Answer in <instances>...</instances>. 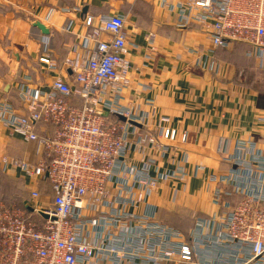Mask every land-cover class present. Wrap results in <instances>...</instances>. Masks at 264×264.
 Returning a JSON list of instances; mask_svg holds the SVG:
<instances>
[{"label":"built area","instance_id":"built-area-1","mask_svg":"<svg viewBox=\"0 0 264 264\" xmlns=\"http://www.w3.org/2000/svg\"><path fill=\"white\" fill-rule=\"evenodd\" d=\"M167 1L161 3L175 9L181 22L208 30L213 49L244 42L247 55L264 67V0ZM91 22V16L84 20ZM124 22L121 14L101 18L86 33L84 53L63 60L73 85L57 73L46 86L18 85L23 108L0 99L2 123L10 134L34 142L36 156L33 162L3 156V168H16L27 181L42 180L52 190L49 202L34 189L22 205L0 194V264H264V180L245 166L249 161L264 168V155L252 141L235 146L245 174L230 179L240 199L223 210L216 229L201 221L188 241L178 228L140 211L161 183L174 190L187 174L184 166L162 167L148 153L162 158L167 144L186 141L187 133L170 126L151 99L143 108L128 97ZM39 61L57 70L48 56ZM41 124L52 131L39 134ZM132 151L140 158L131 160Z\"/></svg>","mask_w":264,"mask_h":264},{"label":"crops","instance_id":"crops-1","mask_svg":"<svg viewBox=\"0 0 264 264\" xmlns=\"http://www.w3.org/2000/svg\"><path fill=\"white\" fill-rule=\"evenodd\" d=\"M114 14L124 16L129 37L128 97L143 108L146 99H151L159 114L170 118V126L187 133L186 141L177 138L167 144L169 151L162 158L148 153L162 167L184 166L187 174L175 182L174 190L169 183H161L140 211L178 228L187 239L201 221H212V231L223 210L240 199L230 179L245 174L235 160L238 141H252L264 155V105L258 104L264 70L256 58H247L248 50L239 41L213 49L208 30L193 21L184 24L176 10L161 0H0V99L23 108L18 85L46 86L57 73L73 85L63 60L82 55L87 31ZM90 16L91 25L86 26L84 20ZM34 22L45 26L48 33ZM88 47L92 49L94 42ZM43 56L50 57L57 70L48 71L39 61ZM74 99V104H80ZM36 128L39 134L52 131L44 124ZM34 152L35 143L10 134L0 118V194L8 202L22 205L34 189L42 201L52 197L48 183L27 181L18 169L3 168L1 163L3 156L33 162ZM129 158L136 160L140 154L132 151ZM257 165L245 163L264 180V168Z\"/></svg>","mask_w":264,"mask_h":264},{"label":"trees","instance_id":"trees-1","mask_svg":"<svg viewBox=\"0 0 264 264\" xmlns=\"http://www.w3.org/2000/svg\"><path fill=\"white\" fill-rule=\"evenodd\" d=\"M237 43H240V44H242V45H244L245 46V48L247 49V50H249V47H248V45L246 44V43H244V42H237ZM247 58H249V59H251V57H247ZM260 69V68H259ZM260 70H264V67L263 68H261ZM264 77V76H263ZM262 82H264V78H263V81ZM262 85V87H260L259 89H258V91L260 92V96H259V102H258V104H263L264 105V84H261ZM260 97H261V99L262 100H260ZM78 101L80 102V100L79 99H77V98H75L74 99V102L75 103H78ZM45 183V182H44Z\"/></svg>","mask_w":264,"mask_h":264},{"label":"water","instance_id":"water-1","mask_svg":"<svg viewBox=\"0 0 264 264\" xmlns=\"http://www.w3.org/2000/svg\"><path fill=\"white\" fill-rule=\"evenodd\" d=\"M33 25L36 26L37 28H39L43 33H48V29L45 28V26H43L41 23L34 22ZM120 119L124 120V118H122V117H120Z\"/></svg>","mask_w":264,"mask_h":264},{"label":"rangeland","instance_id":"rangeland-1","mask_svg":"<svg viewBox=\"0 0 264 264\" xmlns=\"http://www.w3.org/2000/svg\"><path fill=\"white\" fill-rule=\"evenodd\" d=\"M264 78V77H263Z\"/></svg>","mask_w":264,"mask_h":264}]
</instances>
